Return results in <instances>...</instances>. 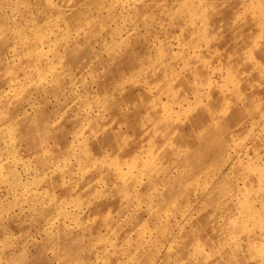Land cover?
<instances>
[{
	"label": "rangeland",
	"instance_id": "obj_1",
	"mask_svg": "<svg viewBox=\"0 0 264 264\" xmlns=\"http://www.w3.org/2000/svg\"><path fill=\"white\" fill-rule=\"evenodd\" d=\"M0 264H264V0H0Z\"/></svg>",
	"mask_w": 264,
	"mask_h": 264
}]
</instances>
